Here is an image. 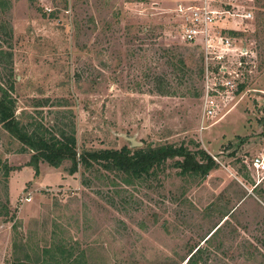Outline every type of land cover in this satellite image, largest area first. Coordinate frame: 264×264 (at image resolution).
<instances>
[{
  "label": "rangeland",
  "instance_id": "1",
  "mask_svg": "<svg viewBox=\"0 0 264 264\" xmlns=\"http://www.w3.org/2000/svg\"><path fill=\"white\" fill-rule=\"evenodd\" d=\"M180 1L0 0V85L14 83L21 124L73 130L78 154L170 144L217 164L202 179L174 160L141 179L97 164L70 175L68 161L36 173L0 125V264L60 259L65 245L80 264H186L196 248L188 264H264V176L249 168L264 151V26L255 12L242 23L255 64L205 119Z\"/></svg>",
  "mask_w": 264,
  "mask_h": 264
},
{
  "label": "trees",
  "instance_id": "2",
  "mask_svg": "<svg viewBox=\"0 0 264 264\" xmlns=\"http://www.w3.org/2000/svg\"><path fill=\"white\" fill-rule=\"evenodd\" d=\"M254 12L258 24L264 26V0H255ZM179 63L183 70L184 61L180 60ZM200 65L199 73L202 77L204 73L202 59ZM238 87L239 90L242 88ZM13 89L14 83L10 82L7 90L10 92ZM7 90L0 85V125L25 150L32 152L31 164L35 167L36 173L39 162H45L53 168H58L62 162L68 161L70 175L75 174L79 166L88 169L92 168L93 164H97L107 172L122 175L124 179H141L160 170L168 160H174L172 166L179 170L180 175L202 179L217 167L213 159L202 150L192 153L184 146L176 147L170 144L147 146L134 150L122 147L119 150L85 151L78 154L73 130L69 133L61 131L54 134L31 122L21 124L15 115V99ZM7 172L8 170L5 175ZM199 249L196 248L190 252L186 264L191 262ZM60 254V259L50 254L49 260L41 264H80L78 256L74 257L66 245L65 257L62 252Z\"/></svg>",
  "mask_w": 264,
  "mask_h": 264
},
{
  "label": "built area",
  "instance_id": "3",
  "mask_svg": "<svg viewBox=\"0 0 264 264\" xmlns=\"http://www.w3.org/2000/svg\"><path fill=\"white\" fill-rule=\"evenodd\" d=\"M255 0H182L176 13L184 41L197 44L204 63L202 117L217 116L218 100L238 90V81L256 53L239 39L241 25L254 17ZM237 34V35H236ZM240 82V81H239ZM250 172L264 176V151L250 159Z\"/></svg>",
  "mask_w": 264,
  "mask_h": 264
},
{
  "label": "water",
  "instance_id": "4",
  "mask_svg": "<svg viewBox=\"0 0 264 264\" xmlns=\"http://www.w3.org/2000/svg\"><path fill=\"white\" fill-rule=\"evenodd\" d=\"M130 143L132 146H137L138 144L135 143V141L133 139H129Z\"/></svg>",
  "mask_w": 264,
  "mask_h": 264
}]
</instances>
